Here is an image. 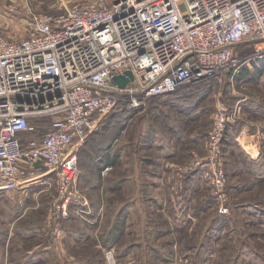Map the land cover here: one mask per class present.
<instances>
[{
    "label": "built area",
    "instance_id": "1",
    "mask_svg": "<svg viewBox=\"0 0 264 264\" xmlns=\"http://www.w3.org/2000/svg\"><path fill=\"white\" fill-rule=\"evenodd\" d=\"M31 25L20 41L0 31V195L24 184L25 170L46 168L56 182V219L72 203L88 204L78 152L119 104L139 107L228 77L236 89L249 59L236 58L234 49L252 46L253 57L264 59V0H88ZM126 71L134 80L121 88L113 78ZM231 110L240 116L239 106L219 107L206 157L195 153L177 167L183 176L210 170L223 216L230 214L222 145ZM48 117L45 132L30 122ZM105 262L120 264L112 249Z\"/></svg>",
    "mask_w": 264,
    "mask_h": 264
},
{
    "label": "rangeland",
    "instance_id": "2",
    "mask_svg": "<svg viewBox=\"0 0 264 264\" xmlns=\"http://www.w3.org/2000/svg\"><path fill=\"white\" fill-rule=\"evenodd\" d=\"M87 1L0 0V14L11 20L9 28H4L5 25L0 22V31L11 40H23L36 18L62 14ZM6 31L18 34L11 38ZM253 49L247 45L234 49L236 58L249 59V63L243 67L248 70L246 78L235 79L236 89L228 77L223 84L215 81L197 84L179 92L182 93L180 97H159L139 107H133L127 101L117 106L105 119L104 130L98 133L101 138L90 141V144L97 143L98 146H92L94 150H91V154L85 150L89 157L84 155L89 166L88 177L94 176L92 173L95 174L97 168L102 171L104 168L100 164L107 162L108 157H115L117 164L106 175V186L103 179L99 192L90 194L79 183L88 204H91V213L96 214L95 226L89 224V218L83 214L87 220H83L84 223L95 231V243L91 242L89 246L81 243L86 239V228L87 231L91 228L83 230L67 222V249L69 246L74 252L80 246L77 250V255L82 257L80 260H86L89 255V258L95 259V264H106L105 251L108 249L115 251L120 264H264V230L255 225L264 223V219L259 218L261 222L254 220V224L249 222L245 213L239 212L241 203L259 202L264 207V182H252L246 172L249 167H244V158L237 152L248 141L242 131L247 120L245 115L248 116L247 121L252 123L264 122V59L254 58ZM221 105L230 109L239 106L241 112L240 116L235 117L231 110L234 121L230 120L222 145V165L228 178L225 203H229L230 214L222 217L215 215L218 202L216 196L215 199L212 196L210 170L199 168L187 178L204 177L209 185L206 192L210 197L200 200L199 193L190 200L186 212H190L189 220L194 225L192 230L186 232L182 226H173V216L163 207L166 206L165 200L156 201L157 212L148 214L153 210L145 206L147 201L143 200L141 192L149 191V188L146 189V186H150L149 178L159 180L160 177H167L172 165H185L192 159L193 153L206 157L208 134ZM30 122L40 132H45L50 128L52 118H31ZM231 128L235 133L233 135ZM256 131H253L256 134L253 135L258 139ZM121 157L124 163L120 162ZM125 181L128 188L120 189L121 182ZM21 183L24 184H20L17 190L4 192L0 196V246L6 254L3 264L13 263L19 256L18 252L34 248L32 241L40 243L51 233L44 225L47 224L57 193L54 177L47 173L46 168L36 167L25 170ZM204 201L207 203H202ZM88 204L78 206L72 203L66 214L69 215L71 211L75 213L74 210L82 211ZM94 206L97 208L95 211ZM127 210L131 214L126 215ZM196 212L198 215H195ZM211 252H214L213 255L218 253V258L209 259Z\"/></svg>",
    "mask_w": 264,
    "mask_h": 264
},
{
    "label": "crops",
    "instance_id": "3",
    "mask_svg": "<svg viewBox=\"0 0 264 264\" xmlns=\"http://www.w3.org/2000/svg\"><path fill=\"white\" fill-rule=\"evenodd\" d=\"M10 21L7 16L3 17L0 14V22L3 25H5L3 26L4 28L11 27ZM6 34H8L9 37L13 38L18 33H15L14 31H6ZM245 116L244 117L248 120V116L247 115ZM247 120L243 124L242 131H243V134L246 135L248 138V141L245 142V144L248 146L243 145L244 148L239 147L240 150L237 149L238 150L237 152H239L241 156L247 161V163L249 164V168L251 166L250 171L247 170L246 172L249 173L250 179L253 180V182L257 183L260 180L264 179V122L257 121V122L252 123ZM253 131H256L258 133V139L255 138L254 135L256 134L253 133ZM231 132H233L231 133L232 135L235 134L232 128H231ZM250 135L252 137H250ZM260 145L262 146L260 147ZM194 154L195 153H193V155ZM122 157H121L120 162L123 161L124 163L125 161L122 160ZM107 165H111V164H107ZM111 166L114 167L113 165ZM178 166L180 165H177V166L172 165V167L169 168V174L167 177H160L159 180L155 179L154 177L149 178L150 186L149 187L146 186V189L149 188V191L145 193L141 192V194H142L143 200L146 199L145 201H147L145 206L153 210V211L150 210L148 214L152 215L154 214V212H157V209H156L157 207L155 204L156 201L165 200L166 206H163V207L170 213L171 216H173V220L175 222L173 226H176L177 228L182 226L184 228V231L186 230L190 231L193 229V225H194V223L190 222L189 220L188 215L190 212L188 213L186 212L187 209L190 207V200L193 199L199 193H200V197L198 199L200 200L209 199L210 194L206 192L209 188V185L208 183L204 181V177L199 176V178L198 177L197 178L196 177L187 178L186 176L180 175L177 170ZM103 170H102V175H103ZM110 171H108L105 175H103L104 176L103 179L105 180V186H106V182L108 181V177H106V175ZM119 187L120 189H123V188L127 189L128 182L127 181L121 182ZM89 193H91V191H89ZM212 196L215 199V195L213 194ZM101 197L104 198L103 195ZM202 203H207V202L204 201ZM261 204L262 203H259V202L258 204L257 202L241 203L240 204L241 209H239V212L240 214L241 212L242 214L245 213L246 218L250 220L249 222H252L254 224L256 223L255 221L261 222L259 218L264 219V207L261 206ZM159 207H161V205ZM95 210H97V208L94 206V211ZM74 211L75 213L71 211L69 215L66 214L60 217L59 219L53 218L51 215L50 216L48 215V221H47V224L44 225V227L46 226L51 231L50 236L49 237L46 236L47 238L46 240L42 238L41 239L42 242L40 243H37V241H32L35 244L34 248L25 250L23 252L22 251L18 252L19 256H17V254H14L17 256V259L13 261V263H10V264H95V259L91 257L89 258V255H88V258L85 257L86 260H80V258L82 257L77 255L78 253L77 250L80 249V246L77 247L76 251L74 252L71 251L72 248H70L68 245L67 246L69 249H67L65 246L66 242L68 243L67 235L69 234L68 230H66V227L67 228L69 227L68 225H66L67 222L69 224L74 223L78 228H81L83 230L86 227L91 228V229H88V231L86 228V233H84L85 231H83V233L86 236V239H83L84 242H81V243L85 244L86 246H89L91 242L92 244L95 243V231L93 230V227L84 223V221H87V220L85 219V216H83V214H85L86 218H89V220L87 221L89 224L94 225V226L96 225L97 218L95 217L96 214L94 212L91 213L92 212L91 204L89 203L88 207L83 209L81 214L78 213L79 210L78 211L74 210ZM125 213L126 215L131 214L128 212V210ZM195 215H198V212H196ZM215 215L216 216L218 215V217H222V215L219 214L217 209H216ZM65 216H67V218H65ZM217 219H220V218H217ZM262 223L255 224V225L264 229V223L263 225ZM39 237H41V234H39ZM24 244L23 246H25ZM0 250L2 252V253L0 252V264H3L6 261L5 259L6 254H5V251L3 253V248L1 249V246H0ZM213 253L214 252H211L209 254L211 256V257L209 256V259L218 258V253L214 255ZM12 259L13 258H11L10 260L8 259V260L11 261Z\"/></svg>",
    "mask_w": 264,
    "mask_h": 264
},
{
    "label": "trees",
    "instance_id": "4",
    "mask_svg": "<svg viewBox=\"0 0 264 264\" xmlns=\"http://www.w3.org/2000/svg\"><path fill=\"white\" fill-rule=\"evenodd\" d=\"M246 73H248V70L247 69H245L242 73H241V75L238 77V79L239 80H244L245 78H246ZM184 93V92H183ZM177 94H179V93H177ZM177 94H174L173 96L174 97H180L181 95H182V93H180L179 95H177ZM176 99V98H175ZM111 116V114L108 116V117H110ZM108 117L106 118V119H108ZM104 126V125H103ZM232 126V125H231ZM102 130H104L103 128L101 129V130H99V131H97L96 133H94L88 140H87V142L79 149V152H78V164H79V171H80V174H79V179H78V182L80 183V184H82L81 186H85V188H87V190L88 191H91V193L93 194L94 192H99L100 191V188H101V185H102V181H103V178H102V174H101V172L102 171H100V169L99 168H97V169H95V174H93L92 173V175H94V176H92V177H88V174H89V169H88V165L86 164V162H87V160H85L86 158H85V156L84 155H86V156H88L89 157V155L88 154H86L85 153V150L87 151V152H89V154H91V150H94L93 148H92V146L93 147H96V146H98V144L97 143H93V144H90V141H91V139H93V138H101V136L98 134V133H100V132H102ZM237 131V130H236ZM228 133H230V131H228ZM88 159V158H87ZM97 161H99L100 159H96ZM95 162V161H94ZM107 164H111V165H113V166H115L116 164H117V162H116V158L114 157V158H110V157H108L107 158V162L106 161H103V162H101V167L102 168H104V166L105 165H107ZM244 167L245 168H248L249 167V164L247 163V161L245 162V159H244ZM103 170V169H102ZM248 170L250 171V168H248ZM188 176V175H187ZM186 176V177H187ZM253 182V181H252ZM260 183H262V182H264V179L263 180H260L259 181ZM79 184V185H80ZM239 192V191H238ZM90 193V194H91ZM96 205V204H95ZM98 206V205H97ZM262 230H264V229H262Z\"/></svg>",
    "mask_w": 264,
    "mask_h": 264
},
{
    "label": "water",
    "instance_id": "5",
    "mask_svg": "<svg viewBox=\"0 0 264 264\" xmlns=\"http://www.w3.org/2000/svg\"><path fill=\"white\" fill-rule=\"evenodd\" d=\"M133 80H134V76L131 71H126L124 74L114 76L113 78L114 83L121 88L126 87Z\"/></svg>",
    "mask_w": 264,
    "mask_h": 264
}]
</instances>
